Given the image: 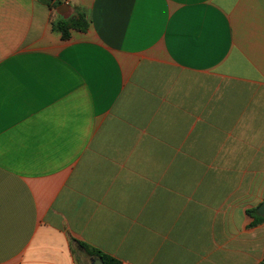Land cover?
Segmentation results:
<instances>
[{"label": "crops", "instance_id": "0c3cea01", "mask_svg": "<svg viewBox=\"0 0 264 264\" xmlns=\"http://www.w3.org/2000/svg\"><path fill=\"white\" fill-rule=\"evenodd\" d=\"M60 1L0 0V264H259L264 0Z\"/></svg>", "mask_w": 264, "mask_h": 264}, {"label": "trees", "instance_id": "16d2710c", "mask_svg": "<svg viewBox=\"0 0 264 264\" xmlns=\"http://www.w3.org/2000/svg\"><path fill=\"white\" fill-rule=\"evenodd\" d=\"M43 5L48 7L49 9H55L63 3L60 0H39ZM88 27V21L82 13H74L68 19H63L58 17L56 21L53 22V29L59 31L63 39H68L70 34V30L84 32ZM261 219H257L255 223L259 222ZM87 254L90 257L100 259L103 264H119L114 259L101 254L96 250H91L89 248H85ZM259 264H264V260H262Z\"/></svg>", "mask_w": 264, "mask_h": 264}, {"label": "water", "instance_id": "95a60500", "mask_svg": "<svg viewBox=\"0 0 264 264\" xmlns=\"http://www.w3.org/2000/svg\"><path fill=\"white\" fill-rule=\"evenodd\" d=\"M55 13L63 19H68L71 16V6L68 3H64L57 8H55ZM258 212L260 215H264V204L258 208ZM91 264H103V262L99 259H93Z\"/></svg>", "mask_w": 264, "mask_h": 264}]
</instances>
